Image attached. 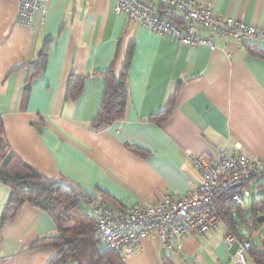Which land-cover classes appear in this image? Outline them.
Returning <instances> with one entry per match:
<instances>
[{"label":"crops","instance_id":"obj_1","mask_svg":"<svg viewBox=\"0 0 264 264\" xmlns=\"http://www.w3.org/2000/svg\"><path fill=\"white\" fill-rule=\"evenodd\" d=\"M198 1L264 29V0ZM113 6L112 0H49L27 28L16 24L15 0H0V126L12 153L46 180L63 181L115 215L166 194L190 193L199 182L194 159L214 161L218 149L264 161V59L218 38L213 48L181 45L115 15ZM129 43L125 116L94 129L104 88L94 74L108 70L117 49ZM255 48L264 52V41ZM42 53V71L26 83L30 64ZM71 76L86 77L73 102L66 101ZM151 116L163 118L156 125ZM8 196L0 183V217ZM223 203L233 206L225 198ZM220 223L186 237L181 249L175 239L169 248L145 239L125 264H234L237 246L227 251L223 238L236 223ZM56 234L45 212L24 205L0 229V264H48L56 251L30 245Z\"/></svg>","mask_w":264,"mask_h":264},{"label":"built area","instance_id":"obj_2","mask_svg":"<svg viewBox=\"0 0 264 264\" xmlns=\"http://www.w3.org/2000/svg\"><path fill=\"white\" fill-rule=\"evenodd\" d=\"M49 0H15L16 24L30 28L33 14L44 10ZM78 3L82 0H72ZM113 13L124 15L130 22L152 32L174 39L181 45L214 47L213 39L233 41L238 45L256 47L264 41V29L237 18L222 16L198 0H112ZM199 174L198 185L188 194H166L148 206H134L125 214L115 215L104 202L93 200L89 213L96 224V236L104 246L116 253L123 262L130 260L145 239L158 240L169 248L172 239L181 249L186 237L201 235L218 228L220 218L217 199L241 208L242 193L259 174L264 173V161L245 154H226L218 149V157L208 161L194 159ZM259 213V211H257ZM223 242L234 264H248L246 252L251 248L246 239L226 233Z\"/></svg>","mask_w":264,"mask_h":264},{"label":"trees","instance_id":"obj_3","mask_svg":"<svg viewBox=\"0 0 264 264\" xmlns=\"http://www.w3.org/2000/svg\"><path fill=\"white\" fill-rule=\"evenodd\" d=\"M252 55L264 59V52L255 47L247 46ZM133 53V44L122 51L117 49L116 56L110 68L103 73L94 74L104 79V88L100 102V108L92 123L94 129L102 125L120 121L124 118L128 105L127 78ZM44 53L31 63L26 83L36 78L44 67ZM120 56V57H119ZM26 64L12 67L11 72L22 69ZM86 77L71 76L66 91V101L73 102L81 94ZM163 116H151L149 121L159 125ZM127 148L137 155L141 151L133 146ZM63 182V181H62ZM0 183L9 188V196L0 217V229L7 222L14 221L20 214L24 205H30L45 212L53 221L57 234L43 237L30 245V248H52L55 256L48 264H61L72 262L74 264H125L113 251L105 249L98 253L95 249L101 241L96 236V224L89 213V207H83L84 203L91 204V197L69 185L58 181L50 182L36 171L25 165L9 149L4 133L0 126ZM225 195L217 199V212L220 222L223 221L230 228L235 225L230 218L232 209L242 224L250 226V232H254L261 224L256 223L257 217L264 215V196L251 203L250 216L245 219L241 208L236 206L226 207L223 203ZM84 202V203H82ZM259 211V213H257ZM232 230V231H231ZM232 232L238 239H245ZM251 234V233H249ZM253 264H264V250L259 246L251 245L246 252Z\"/></svg>","mask_w":264,"mask_h":264},{"label":"rangeland","instance_id":"obj_4","mask_svg":"<svg viewBox=\"0 0 264 264\" xmlns=\"http://www.w3.org/2000/svg\"><path fill=\"white\" fill-rule=\"evenodd\" d=\"M65 185L64 182L58 181ZM261 184V185H260ZM260 185V186H258ZM66 186V185H65ZM248 194L245 196L244 193H242V201L240 202V207H241V213L242 215L247 218L250 215L251 211V203L253 200H258L261 198L262 195H264V173L259 174L256 176L248 185L246 188ZM233 213V219L234 222L236 223V233L238 235H242L249 243L250 245H255L259 246L264 250V222L258 227L257 231L250 232L252 231L249 226L246 224H241L238 221V218L236 217V211L235 209H232ZM219 227H222V224L219 223ZM251 233V234H249ZM96 251L98 253H101L104 251L105 247L102 242H100L98 245L95 247Z\"/></svg>","mask_w":264,"mask_h":264},{"label":"water","instance_id":"obj_5","mask_svg":"<svg viewBox=\"0 0 264 264\" xmlns=\"http://www.w3.org/2000/svg\"><path fill=\"white\" fill-rule=\"evenodd\" d=\"M41 53V51H39V54ZM264 222V215H260L259 217H257L256 219V223L257 224H262Z\"/></svg>","mask_w":264,"mask_h":264}]
</instances>
